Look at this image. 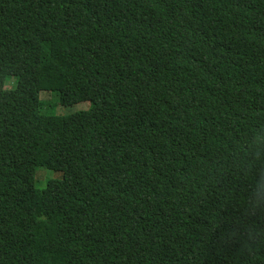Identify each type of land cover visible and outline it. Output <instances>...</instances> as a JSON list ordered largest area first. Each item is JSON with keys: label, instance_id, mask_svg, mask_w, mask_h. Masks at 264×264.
Masks as SVG:
<instances>
[{"label": "trees", "instance_id": "16d2710c", "mask_svg": "<svg viewBox=\"0 0 264 264\" xmlns=\"http://www.w3.org/2000/svg\"><path fill=\"white\" fill-rule=\"evenodd\" d=\"M0 264H264V0H0Z\"/></svg>", "mask_w": 264, "mask_h": 264}, {"label": "rangeland", "instance_id": "374dc122", "mask_svg": "<svg viewBox=\"0 0 264 264\" xmlns=\"http://www.w3.org/2000/svg\"><path fill=\"white\" fill-rule=\"evenodd\" d=\"M15 76H10L6 83L5 88L13 89L16 87ZM40 102L42 103L41 110L44 114L48 115H70L79 111H85L90 108L89 101H83L72 105H62L59 102V94L56 91H40ZM62 172L50 170L45 167H38L36 171L35 185L36 187L43 188L48 179H61Z\"/></svg>", "mask_w": 264, "mask_h": 264}]
</instances>
